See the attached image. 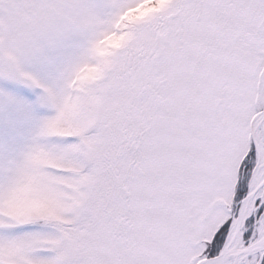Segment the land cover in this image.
<instances>
[{
    "label": "snow or ice",
    "instance_id": "1",
    "mask_svg": "<svg viewBox=\"0 0 264 264\" xmlns=\"http://www.w3.org/2000/svg\"><path fill=\"white\" fill-rule=\"evenodd\" d=\"M0 264H264V0H0Z\"/></svg>",
    "mask_w": 264,
    "mask_h": 264
}]
</instances>
